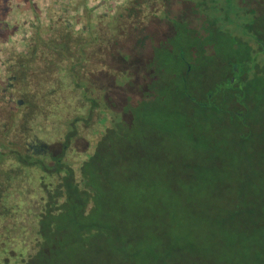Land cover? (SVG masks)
I'll use <instances>...</instances> for the list:
<instances>
[{"label": "trees", "instance_id": "16d2710c", "mask_svg": "<svg viewBox=\"0 0 264 264\" xmlns=\"http://www.w3.org/2000/svg\"><path fill=\"white\" fill-rule=\"evenodd\" d=\"M231 1H226L229 9ZM241 2L240 11L252 14L254 20L244 25L257 28L255 18L260 17L264 27V1L261 8L246 0ZM124 5L114 26L110 25L114 19L104 22L101 30L95 22L79 30L68 23L55 25L45 29L47 36L37 31L27 53L11 56L14 63L10 67L16 70L14 85L46 73L52 89L68 87L79 100H89L92 107L93 99L86 92L93 87L82 69L92 72L97 63L99 76L101 66L107 65L106 55L111 56L118 69L114 74L116 88L105 83L104 76L95 77V81L98 89H104L107 95L113 93L114 98L127 91L126 108L131 113L120 116L113 111L98 122L94 150L75 170L65 160L68 139L33 151L25 138H14L19 119L21 130L29 131L30 115L26 111L22 115V105L36 107L30 96L23 98L22 105L16 102L22 116L9 109L13 114L0 128V264H165L174 252L179 257L191 256L195 264H264V69L262 72L258 63L264 60V55L259 56L260 51L264 53V39L259 41L257 36L255 41L253 32V38L232 34L238 30L226 22L233 23L215 0H127ZM123 21H128L129 30L119 36L124 31L121 27H126L121 25ZM149 23L157 27L156 31H145ZM54 29L59 34L52 39L50 36L57 33ZM114 30L118 35L111 37ZM256 34L264 38V32ZM129 39L134 40L133 52L122 46ZM39 44H47V48ZM50 49L48 58L44 52ZM37 52H43L44 58H36ZM206 56L218 59L214 61L220 71L224 70V76L218 74L223 84L217 80L212 89L203 86V99H195L188 85L201 79L206 82L201 73L208 72L212 64L199 65ZM259 69L263 97L253 87ZM133 87L138 96L132 94ZM47 105L51 106L49 101ZM57 106L52 104L55 109ZM176 110L185 114L184 123L177 117V125L186 129L209 124L219 135L213 138V145L226 141L224 148L213 151L208 150L211 140L199 141L207 147L204 158L199 157L201 164L197 167L188 161L182 167L190 172V178L196 174L194 203L186 216L195 222L191 228L177 222V243L167 237L171 226L163 230L155 227L154 237L148 240L150 207L125 204L126 196L118 192L124 176H115L124 168L123 155L133 154L129 152L132 146L141 144L135 154L142 164L152 159V147L147 145L150 132L156 135V130L164 127L162 134L174 132V139L180 142L176 131L166 129L165 125L171 124L157 126ZM146 115L158 121H147ZM69 119L59 121L73 128L80 122L79 117L70 123ZM189 135L192 137L189 132L179 138L185 140ZM182 146L179 154L198 157L199 150ZM223 149H229V155L222 153ZM210 152L223 161L238 159L237 172L230 162L233 177L222 173L221 162L207 160ZM32 171L38 173L31 176ZM133 180L137 185L132 187L142 191L140 181ZM167 188L177 192L168 184Z\"/></svg>", "mask_w": 264, "mask_h": 264}, {"label": "rangeland", "instance_id": "374dc122", "mask_svg": "<svg viewBox=\"0 0 264 264\" xmlns=\"http://www.w3.org/2000/svg\"><path fill=\"white\" fill-rule=\"evenodd\" d=\"M126 1L127 0H0V128L4 126V123L7 124V120L13 114L12 112L10 114L9 109L12 108V111L14 110V113H17V115L20 116L21 111L16 110L17 106H19L16 102L18 101L19 104L21 103L22 105L23 98L30 96L36 107L28 108L22 105V107H24L22 115L25 111L27 115H30L29 119L31 120L28 122L29 131L25 133L21 130L22 126L19 119L15 127V129H18V131L17 133L15 132L16 135H14V138L17 139V137H23L25 138V141L30 142V144L35 142L36 144L42 145H49L50 143L54 142H63L67 141L68 139L69 148L67 149L65 160L67 159V161L75 168V170L78 168L81 160L86 159L94 150L93 146L98 137L96 134V130L99 127L98 122H102L101 119L105 116L109 118V113L110 115H113L114 112L123 111L121 110L123 107L124 109H127L126 104L128 100L126 97L129 96L127 91H125L126 93L124 94L119 93L118 98L117 96L114 98L112 97L113 93H111V95H107V91H104V89H98V83L95 81V77L104 76L102 77L104 82L107 84L110 82L112 87L116 88L118 84L115 82L116 77L114 75L118 74L116 61L112 59L111 56L106 55L105 61L107 65L101 66L102 68L100 69L101 71H99V76L97 73V70L99 69L97 63L95 66H93L92 69H94V71L92 72L89 71L90 68L82 69L85 74L89 75L88 84L91 88L93 87V89H89L86 92L87 96L93 99L94 103L92 107L89 100H79L76 97L77 93H71L68 87L52 89V84L49 82V77L48 74L46 75V73L39 75V78H34L32 80L30 79L28 82H24L21 85L19 83L14 85L12 83L14 80L12 81V79L13 74H16V70H12L10 67V64L14 63V61L11 59V56H16L20 53H27L28 49H30L33 44L35 33L38 31L42 36H47L49 33L46 34L45 32L47 31L45 29L49 30L55 25L62 26L63 24L68 23L73 25L74 30H79L80 28H87V25L85 24L95 22L97 24L98 30H101L104 22H110L111 19H114V21L112 20V23H110L111 26H114L116 23L115 18L118 17V12L121 10L120 8L125 6L124 4ZM215 1L219 3L218 7H221V12L223 14L225 13V15H228L230 21H232L234 24L227 20L226 22L232 27L235 26L238 30V33L233 32L232 34L251 36V32H253L254 38L252 36L251 37L255 41L258 42L259 38V41L264 39L263 37H260L261 34H256L257 31L262 32V34L264 32V27L262 24L263 22L260 17L255 18V24L257 28L253 27L250 29V26L246 27L244 25L245 23L252 22L253 19H251V17L253 15L242 13L240 11L243 7L241 0H232L231 9L227 8L228 5L226 1L228 0ZM178 10L179 7L177 8V11ZM121 25L126 27H121L124 29V31L121 30L122 32L120 31L121 33L119 36H123L125 33H127V30H129L128 21H123ZM48 26L50 27L46 28ZM156 28L157 27L154 24L149 23L145 31L154 32L156 31ZM115 33L116 32L114 30L111 37L118 35H115ZM58 34L59 31H57L56 34L53 33L50 37L53 39L55 36L58 37ZM254 40L253 43H255ZM133 42V39L125 40L122 46L124 49L129 48V50H132L133 52ZM48 44L50 47L53 46L51 42H48ZM87 44L88 43H85L83 47H86ZM39 46L42 49L47 48V44L46 46L45 44H39ZM44 53L46 57H51V49L49 52ZM44 53L37 52L36 58H44ZM260 55H264V53L260 51L259 56ZM214 60L218 59L212 56H206L204 59L199 61V65H202V63L210 65L212 64V68L208 67V69L210 68L208 72L204 74L201 73V77H203V80L205 78L206 82L201 81L202 79L199 78L201 80L197 81L200 83H191L188 85L189 92L195 99H203V95L200 92L203 86L206 85L212 89L214 88L213 83L217 80H219V84H223V78L218 77V74L220 75L221 73L224 76V70L220 71L218 67L215 66V64L218 62ZM239 63H241V61L237 64ZM258 63H260V69L263 72L264 68L262 63H264V60L258 61ZM37 64L41 65V71L45 72L43 65L38 61ZM179 64L180 63L177 62V69ZM260 69L255 74V77L257 76V78H255V81L253 82V87L255 92H257V95L259 97H263V93H261V85L263 81L261 78H259L260 75H258ZM121 86H124V84ZM135 90L136 89L134 88L131 90V92L134 91L132 94L134 96H138V90ZM47 101H49L51 106L47 105ZM124 101L125 103L121 105L120 103H123ZM52 104H58L57 109L53 108ZM176 105L177 101L173 103V107ZM173 107L171 109H173ZM48 111L49 118L47 120L46 114ZM178 116L181 121L178 122L184 123L183 120L185 114L182 113V111L177 112L176 110L168 118H165V121L160 120L159 122H161V124L158 122L157 126L161 127L162 124H171L168 127L165 125V127L167 130L176 131L177 133L175 134L177 136V140H180V142L174 139V132L173 135H168L166 132L162 134L160 131H165L164 127H161L163 128L161 130L158 128L156 130V132H158L156 135H154L153 132H150L147 138V145H151L152 147V159L148 160L149 162L142 164V161L138 159V155L135 154L140 150L141 144L134 147L132 146L133 148L131 147L132 149L130 148L129 152H132L133 154L123 155V160L125 161L124 168L121 171H117L115 174V176L118 178L124 176L121 179L122 186L118 192H122L123 195L126 196L125 204L134 206V204L138 203L139 205L135 207L140 209L150 207L148 208V224H150V230L149 228L147 229L149 230L150 235V239L148 240H152L154 237L152 235L154 233L152 230L158 226L161 227V230H163V227L165 226H171L170 228L173 229L170 230L167 237L169 239H174L176 243L177 222H181L185 228H191V224L195 222V219L193 220L191 218H187L186 216L188 215L187 212L190 213V208L193 207L194 203L193 194L196 189H193L195 187V181H193V179L196 177V174H192L193 176L190 178V172L183 170L182 167H184V164H186L188 161L190 163H195V165L197 164V167H199L201 164L199 163V157H203L207 150V147H202L200 142L211 140V142L208 143V147H211L208 150L211 151L215 150L216 148L219 149V147H223L226 144V141L220 139L219 137V139L222 140V144L215 142L217 146L213 145V138L219 135L217 134L218 131L215 133L216 130L214 128L211 129L209 124L198 125L184 129L181 125H177ZM65 117L70 118L68 121L69 123L76 117H79L80 122L78 124L76 123L75 128H73L74 125L71 124L68 127V123L62 124L59 121L61 118ZM151 117L152 118H149L148 115L145 116L147 121H149V119H152L153 121V118L154 120L156 119L153 116ZM189 132L191 133L192 137L189 135L188 137L184 138L185 140L179 138V135ZM69 136L72 137L71 140H69ZM160 137L163 138V141L159 139ZM182 145H184L185 150H187L186 148L190 147L197 149V151L199 150L198 157L189 158V155H187L186 151H184V154L187 156L179 154L182 152ZM36 148L38 151H40L42 147L37 145ZM222 153L229 155V149H226V151L223 149ZM209 155L210 158L206 156L208 161L216 162L215 164H217V162H221L222 173H229V176L233 177L234 174L229 172L231 168L230 162L234 164V172L238 171L237 166H239V163L238 159L235 157H231L229 159L226 158L223 161L222 158L215 156L214 153L210 152ZM227 155L222 154L223 157H227ZM224 162L227 163L224 164ZM37 173V171H32L30 175L34 176ZM226 175L228 176V174ZM139 176L145 178L142 179ZM174 177H177V180H175ZM133 178H136V180L140 181L139 184L142 188V191H138V189L136 190L134 187H132L133 185H137ZM127 180L132 181L131 183H124V181ZM167 184L173 188H176L177 192H172L173 190L167 188ZM115 192L116 189L114 190V193ZM119 196L120 195H118L117 198H119ZM151 212L152 217L149 216ZM159 223H162V225ZM164 223L166 224L163 225ZM177 254L178 252H174L171 260L169 262H165V264H195L191 256L179 257Z\"/></svg>", "mask_w": 264, "mask_h": 264}, {"label": "flooded vegetation", "instance_id": "af4514ba", "mask_svg": "<svg viewBox=\"0 0 264 264\" xmlns=\"http://www.w3.org/2000/svg\"><path fill=\"white\" fill-rule=\"evenodd\" d=\"M263 1L264 0H247V2H249V3L251 2V5L253 7H257V8H261L262 7ZM252 9H254V8H252ZM124 103H125V101L123 103H120V104L123 105ZM121 110H123V111H121V112L118 111L117 112V113H120V116L121 115L123 116L124 114L129 115L131 113L130 109H124V107L121 108ZM37 145H39L40 147L45 146V145H42V144H36L35 142H32L31 144H29L30 148L33 151L37 150V148H36Z\"/></svg>", "mask_w": 264, "mask_h": 264}]
</instances>
